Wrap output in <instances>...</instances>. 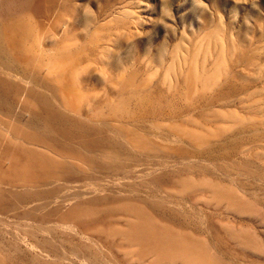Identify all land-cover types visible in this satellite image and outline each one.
<instances>
[{"label": "rangeland", "instance_id": "374dc122", "mask_svg": "<svg viewBox=\"0 0 264 264\" xmlns=\"http://www.w3.org/2000/svg\"><path fill=\"white\" fill-rule=\"evenodd\" d=\"M70 3L64 19L73 48L83 46L69 69L79 112L46 67L39 77L26 69L23 105L0 89V258L264 264V0ZM190 84L194 93L177 95ZM135 87L163 90L180 116L162 122L149 150L132 139L151 125L134 121ZM87 111L104 123L84 130ZM195 130L206 139L191 140Z\"/></svg>", "mask_w": 264, "mask_h": 264}, {"label": "bare ground", "instance_id": "6f19581e", "mask_svg": "<svg viewBox=\"0 0 264 264\" xmlns=\"http://www.w3.org/2000/svg\"><path fill=\"white\" fill-rule=\"evenodd\" d=\"M6 1L9 2V7L5 12L0 11V16H5L2 22H6L5 28L8 31V36L3 37L7 38L4 40L7 41L8 52L3 54L5 61L0 72L3 100L12 99L14 103L23 105V87L20 80L26 78V69L32 68L36 77H39L42 69L46 67V78L57 84L55 89L65 105L68 109L79 112V103L83 96L72 81L69 69L73 64L80 62L77 51H81L83 46L73 48V37L64 19V15L72 16L77 7L71 4L70 0H0V5ZM82 26L86 28L87 23L82 22ZM42 40L45 42L44 45L42 43V48H37L36 45L41 44ZM194 90V85L190 84L186 90L177 89L175 92L178 96L185 97ZM132 95L138 104L134 121H139V117H151V125L134 127L132 137L134 147L149 150L153 147L151 136L162 138L160 134L163 129L162 122L169 116L172 119V116L177 117V114L172 115V112L166 109L167 97L161 89L142 93L140 87H135ZM102 118L99 112L87 111L78 122L84 130H93L96 129L95 121L104 123ZM3 123L2 121L0 124ZM188 137L197 142L206 139L205 133L196 130L189 133ZM0 262L5 264L2 258Z\"/></svg>", "mask_w": 264, "mask_h": 264}]
</instances>
